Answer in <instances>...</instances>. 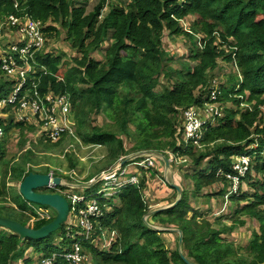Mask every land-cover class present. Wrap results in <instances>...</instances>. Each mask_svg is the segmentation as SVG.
<instances>
[{
  "label": "trees",
  "instance_id": "trees-1",
  "mask_svg": "<svg viewBox=\"0 0 264 264\" xmlns=\"http://www.w3.org/2000/svg\"><path fill=\"white\" fill-rule=\"evenodd\" d=\"M77 1L0 0V18L29 15L40 21L47 46L24 60L21 52L15 54L22 70L31 69L25 76L8 75L4 65L10 62L9 43L4 42L10 36L0 42V101L12 108L22 106L21 100L29 94V98L50 106L48 95H68L75 121L72 137L84 145L104 144L110 164L137 153L161 152L167 158L171 153L187 159L178 165L190 161L192 165H183V170L191 171L193 166V172L183 177L188 183L181 182L183 178L176 180L175 185L182 189L181 200L147 220L152 210L145 194L157 180L156 170L137 166V171H131L143 173L140 184L128 185L103 199L109 206L103 207L104 216L91 218L115 233L114 245L108 251L84 240L81 249L85 257L91 255L96 264H187L178 247L174 252L166 247L165 236L175 234L179 241L180 233L172 230L179 229L184 236V255L197 264H264V0H127L125 6L99 0L91 12ZM187 23L190 28L184 27ZM17 29L13 27L14 32ZM197 34L202 36L201 42ZM63 36L73 53L54 47ZM182 36L193 45L187 55H178L172 48ZM53 39L56 43L52 45ZM222 60L239 69L241 81L224 84L216 79ZM20 84L16 99L10 101ZM214 89L212 102L220 103L222 117L219 112L216 121L206 125L201 147L186 144L185 112L202 106ZM244 102L253 105L242 109ZM35 117L38 122L39 115ZM13 122L0 126L4 132L17 127L21 144H26V136L35 126H28L25 120ZM68 134L62 132V138ZM44 140L49 146L61 143L51 144L47 137ZM34 152L27 151L26 164ZM238 155L251 157L245 176L235 168ZM66 156L75 171L79 165L75 150H68ZM144 158L126 162L124 167ZM174 163H170L171 168ZM31 172L34 170L8 158L4 143H0V217L14 219L12 209L25 217H38L14 195L16 183L20 185ZM235 178L240 181L236 191ZM61 188L52 190L59 192ZM171 189L177 200L173 184L167 185L165 194ZM194 199L195 203L202 201L207 211L219 201L221 207L213 210L217 215L226 212L227 200L235 208L230 225L222 217L215 221L218 229L208 221L199 225L198 217L203 216ZM165 201L172 204L169 198ZM55 218H38L28 227L39 229ZM251 220L257 222L258 231H253L243 249L222 237ZM159 224L165 229H159ZM61 228L60 243L45 245L53 233L46 239L32 240L0 228V264H14L25 256L20 254L23 240L33 241V248L42 251L38 261L56 256L54 264H76L65 255L75 251L73 243L79 233L65 224ZM32 261L36 262L25 257L26 264ZM82 264L90 263L83 259Z\"/></svg>",
  "mask_w": 264,
  "mask_h": 264
},
{
  "label": "rangeland",
  "instance_id": "rangeland-1",
  "mask_svg": "<svg viewBox=\"0 0 264 264\" xmlns=\"http://www.w3.org/2000/svg\"><path fill=\"white\" fill-rule=\"evenodd\" d=\"M113 1L122 6H125L127 3V0H113ZM98 2L99 0H78L77 5L84 6L86 7L88 12H91L93 11V9L95 8ZM191 22L192 20H189L188 23L191 24ZM8 23H9L8 15H4L3 17L0 18V28H1L0 42L1 41L4 42L5 39L9 36H10L11 42L15 40L19 41L20 39H24L23 34L21 32L20 33L15 32V35H14L13 27L10 26ZM188 23L185 24L184 27L190 28L189 27L190 24ZM196 36L201 42L202 36L198 34ZM64 39H65V36H63L62 39H59L57 43H56V40L53 39L51 43L52 45L56 43L54 46L55 48L62 47V49H64L67 53L69 54L73 53V51H71L70 44L67 41H64ZM200 47H202L201 43H200ZM46 48L47 46H45L42 50ZM172 48L175 49L178 55H182V54L187 55L189 54V50L193 48V45L190 39L186 38L185 36H182L177 39L175 45H173ZM195 49H198V48L195 47ZM8 51L10 52L12 50L8 49ZM102 53L103 52L99 53L100 54L99 57H101ZM215 73H216V79H220V81H222L224 84L228 82L236 84L238 81L242 80L241 75L239 73V69L232 62L227 63L223 60L220 61L218 69L217 71H215ZM28 95L29 94H26V99L21 100V102H24V103L32 102L33 101L32 98L31 97L29 98ZM68 98L67 99H68L70 110L72 113V102L69 96ZM3 103H4L3 101H0V120H1L0 124L6 125L7 127V125L10 124V122L12 121H14L13 123H16V121L18 120L26 119L25 122L28 124V126H33V125L35 126V128L32 131L28 132V135L26 136V139H28L26 144H21L20 130L17 129V127H13L10 131H5V132L3 131L2 135L0 136L4 138L0 140L1 141L0 143L1 144L4 143L6 150H7L8 158L15 159L17 163H20L27 170L29 168L33 169L35 173H45L46 174L50 172L51 175L58 174L59 177H62L63 183L67 185V188L66 189L62 188L61 192L65 196H67L70 200L79 197L80 193L88 194V193L97 191V189H101L104 186V181H109V184H107L109 185L107 187L108 189H106L109 192H111L110 190L113 189V187H116L118 189L121 188L120 187L121 185L116 184L115 181L113 180V174L115 173V170H113V168L115 165L117 166V164L114 163L112 165L105 159L107 155V147L104 144L84 145L81 141L72 137L74 136V130H75L74 129L75 121L74 119H72L73 114H71L72 116H69L72 119L71 122L67 124L65 127H63V129L66 128L64 132H67L69 134L66 135L64 138H62L61 136L57 139L51 140L52 142L51 144H56L61 141V143L58 146H49V145H45V143H48V142L44 140V137H47V134H48L46 132V128L50 125L53 128L55 127L62 128L61 124L64 122V119L67 117L66 115L56 111L57 114L54 113V116L49 117L48 114H42V113L37 112L35 106L31 103L25 106H19L18 104H16V106L13 108L9 107L8 105L7 106L3 105ZM219 105H220L219 102H215L212 106L219 108L220 116L222 117L223 112ZM252 105H253L252 103L244 102L241 104L240 108L245 109L246 107H252ZM200 109H204V110L209 109L208 111H212V109L206 104H203L202 106H200L199 110ZM208 111L205 113L204 111L202 112L200 110L201 112L200 118L202 121H207L209 118H213V115H211V117L208 116L209 114ZM35 113H38L41 115V117H37L38 122H36ZM101 117L105 119L104 115H102ZM54 118H56L59 122L57 123V125L54 121ZM43 133H44V137H42ZM4 139H7L8 142H5V141L3 142ZM41 141H43L44 143H42ZM30 149H33L35 152L33 154V157H31V159L27 161L29 163L26 164L25 162L26 154H27V151ZM70 149L75 150V153L79 161V165L75 171L74 169H70L69 161L66 156L67 151ZM146 155H149V154H145L144 156ZM169 155L170 157L168 159L170 163L175 162L173 165V168L171 167L168 168L166 166L164 159L161 157L160 158L158 157L157 161L154 162L153 170L154 169L156 170L154 174H156L157 178L155 179L157 180L154 185L150 186L149 190L145 194V197L148 203L150 204V209L152 211L159 210V209H165L168 205L170 206V204L166 205L167 203H164V202L166 200L165 197L170 199L172 195L168 197L167 195L164 194L167 187L164 186L163 183L168 182L170 184H174V183L177 184L176 180L182 179L185 173L193 172V166L191 167L192 168L191 171L187 169H184V170L181 169L183 165L190 164L191 163L190 161L185 162L181 165H178L184 161V157L178 156L177 154H171V153ZM234 161L237 163H240L239 158H235ZM136 163L137 162H132V164L134 165ZM146 164H149V163L146 162ZM134 165L129 167V170L137 171V168ZM138 174L140 177H142L141 172H138ZM180 181L181 182L184 181V183H188V181H185L184 178L183 180H180ZM43 189H48V188H43ZM246 189H248L249 191H253V188L249 186H247ZM48 191L53 192L54 190L48 189ZM19 193H20V185L19 183H16V186L14 189V195L17 197L20 203L27 204L30 210H35L37 212L38 217H25L21 213H19L17 209L16 210L12 209L10 214H12L11 216L14 219L24 223L25 225L27 224L26 226L28 225L33 226L34 221H36L38 218H50L51 216L52 217L57 216V212L53 208L48 207V206L38 205L32 202L28 203L23 197L21 198ZM89 196L91 197L92 194H90ZM247 199L248 198H246L245 200ZM170 200H172L171 201L172 204L175 202L174 201L175 199H170ZM118 201L119 200L117 199V202ZM193 202L195 203V199L193 200ZM201 202L202 201H198L195 203L196 206L199 208V211H200L199 213H202V216H203V217H198L199 225L201 224L207 225L210 223L211 224L210 226L212 228L218 229L220 228V225H218L217 222L215 221L220 217H222L221 219H224V223H227L228 225H230L231 223L230 218L233 215L232 213L235 210V208H231L230 203L227 200H226V204L224 205V207L227 208L226 212H223L222 214H219V215L215 214V212L213 211V210H217L218 207H221V205H219V201L213 204L212 206L213 208H211L212 210L210 211H207L206 206H204ZM15 204L17 205L16 201H15ZM15 204L9 203V205H12L16 208ZM242 204H245V202H243ZM205 212H208V214H205ZM28 215H31L30 212H28ZM189 215H193V212H190ZM75 217H78V219L75 221L76 225L78 226L79 224L77 223L81 218L77 214L75 215ZM206 221H208L209 223ZM257 225H258L257 222L251 220L247 226H244V227L238 226L236 229H233L229 234L228 233L222 234V237L227 238L228 240L232 241L236 247L243 249L244 247L247 246L248 242L252 239L253 231H258ZM99 228L101 230V234H103L104 236L102 239H99L102 236H100V234L97 233ZM158 228L165 229L164 227H162V225L158 226ZM197 228L198 226L195 227V229ZM62 229L63 228L53 233V235L44 243V245L47 242L51 244H59L60 243L59 241L62 239V236H61ZM203 230L206 231L207 228H204ZM94 237H95V241L98 247H104L108 251L111 250L113 240L111 239L112 231H110L109 227L103 226L98 222V224L95 227H93L92 230H90V239L94 240ZM165 239H166L165 241L167 245L166 247L168 248L169 251L174 252L177 249V247L179 248V241H178L177 235L175 234L171 236L167 235L165 236ZM23 241L24 243L22 244V249H21L20 254L22 256L24 255L25 256L21 260L18 259L17 262H14V264H26L24 262L25 257L33 258V260L34 259L36 260L35 263H33L32 261L31 264H40L43 259L39 261L37 259H38V256L42 254L41 253L42 251L37 252L33 248V243H34L33 241H30V240L29 241L23 240ZM88 260L90 264H96L93 257H89Z\"/></svg>",
  "mask_w": 264,
  "mask_h": 264
},
{
  "label": "built area",
  "instance_id": "built-area-1",
  "mask_svg": "<svg viewBox=\"0 0 264 264\" xmlns=\"http://www.w3.org/2000/svg\"><path fill=\"white\" fill-rule=\"evenodd\" d=\"M18 7V3L15 5ZM9 16V25L12 27H17V33H22L24 39H20L19 41L15 40L11 42V39H8L4 43H9L7 49H11L12 51H8L7 53L9 55V63H6L4 67L8 70V74L10 75H16L20 73L22 76H25L26 71L28 69L22 70L23 66L19 65L17 58L15 57V54L17 53H22L23 57L22 60L27 59L25 58L26 56L32 57L34 53L37 51L39 52L46 46V38L44 35L43 31V25L41 24L40 21L34 20L32 17L29 15H25L23 17L15 16V15H8ZM1 32V28H0ZM14 32V31H13ZM15 35V32H14ZM19 38V37H18ZM8 57V56H7ZM7 57H5L4 61L6 62ZM31 69V66L30 68ZM36 71V70H35ZM34 72V70H33ZM218 84V83H217ZM23 86V84H20L19 87L16 88V92L14 96L10 99V101H14L16 99V95L19 91V89ZM216 91L215 89L211 93L210 99L206 100L204 104L208 105L212 111H208L209 109H200L202 112L204 111L205 113L208 111L209 114L208 116L211 117L213 115V118H209L207 121H202L200 118V110L198 106L197 108H190L185 112V120H184V137H185V143L186 144H193L201 147V141L205 137V132H206V125L207 124H212L216 121V116L219 114V108L218 107H213L212 105L215 103L212 102V99L215 98ZM68 95H57L53 96L52 94L48 95L46 97V100L51 104L50 106H47L46 103L41 100V99H32V102L24 103L22 102V106H25L29 103L33 104L36 108V111L42 114H48L50 116H54V113L57 114V112H60L67 117L64 119V122L61 124L62 128L58 127H51L48 126L46 128L47 134V139L54 140L62 136V132L65 131L66 128L63 129L67 124L71 122V119L69 116H72L71 110H70V105L68 102ZM3 105H6V101H3ZM212 106V107H211ZM57 111V112H56ZM35 115L40 114L35 113ZM26 118V117H25ZM26 120V119H25ZM54 121L57 125L58 120L54 118ZM73 124V122H72ZM55 131V132H53ZM3 130L2 127L0 126V135H2ZM156 156L154 155H146L145 158L141 161H136L137 163L134 164H129L127 167H124L125 164H123V159H121L119 162H117V166L115 165L113 170H115V173L113 174V180L115 181L116 184L121 185V188H116L113 187L109 191L107 187L109 185V181H104V186L92 193L89 194H82L80 193V196L69 200L70 203V214L68 217V221L65 223L67 225L68 229L75 230L76 233H79L75 237H79L78 241L73 243V246L75 248V251L72 253H67L65 256L69 259L72 260L76 264H82V260H88L90 256L85 257V252H83L82 243H85L84 240H86L88 243L90 242H96L95 237L94 240L90 239V230H92L93 227H95L97 224L94 223L92 217H103L104 216V211L103 207L109 208L107 203H103V199H108L111 195H113L116 192H120L124 187L128 185H139L141 179L143 178V173L142 177L139 176L138 172L137 173H131V170H129V167L131 166H140L144 167L146 169H153L154 167V162L157 161ZM236 158H239L240 163L235 162V168L238 170L239 174L241 176H245L246 173L248 172L250 168V162H251V157L249 156H236ZM187 159L184 158V161ZM148 162L149 164H146ZM138 170V169H137ZM136 171V170H135ZM52 177L54 175L52 174ZM239 180L235 178V184H234V191L238 189V184ZM62 186H58L53 184L52 182L49 184V188L55 189L57 187H63L64 189L67 188V185H65L62 181ZM164 186L167 187L170 183H163ZM62 189V188H61ZM58 189L59 192L62 190ZM62 193V192H61ZM232 193V192H231ZM92 194L90 197L89 195ZM80 216V220L78 221L76 225V220L78 217H75V215ZM100 229V228H99ZM98 233V231H97ZM99 239H102L104 236L103 234H100ZM116 235L114 232H112V240L114 245L116 241ZM105 249L104 247H100ZM107 250V249H106ZM56 259V256L52 258H44L40 264H54V261ZM89 261V260H88Z\"/></svg>",
  "mask_w": 264,
  "mask_h": 264
},
{
  "label": "water",
  "instance_id": "water-1",
  "mask_svg": "<svg viewBox=\"0 0 264 264\" xmlns=\"http://www.w3.org/2000/svg\"><path fill=\"white\" fill-rule=\"evenodd\" d=\"M145 154H151L156 157H161L164 159L166 166L170 167V161L167 157L164 156L161 152H144V153H137L126 160L123 161V164L126 162L132 161L134 159H137L141 156H144ZM53 183L58 186H62V177L56 176L52 177L51 173H35L31 172L26 178L21 182L20 184V193L29 201L45 205L53 208L57 212L56 218L49 224L39 228H31L28 227L21 222L7 218V217H0V227L6 228L11 230L12 232L18 234L23 239H32V240H43L48 238L52 233L59 230L62 225H64L68 221V217L70 214V203L68 198L61 192H50L45 193L41 192L40 190L43 188H49V184ZM179 194V198L177 199V204L181 198H182V189L173 184ZM170 206H174L173 204ZM168 208V207H166ZM162 210V209H159ZM155 210L152 211L147 217H145V220L152 215L153 213L159 211ZM174 231H178L180 233V239H179V251L184 259V261L187 264H197L191 260H189L183 253L182 246H183V233L179 229H172Z\"/></svg>",
  "mask_w": 264,
  "mask_h": 264
},
{
  "label": "crops",
  "instance_id": "crops-1",
  "mask_svg": "<svg viewBox=\"0 0 264 264\" xmlns=\"http://www.w3.org/2000/svg\"><path fill=\"white\" fill-rule=\"evenodd\" d=\"M170 167H171V166H170ZM154 184H155V183H154ZM154 184H153V185H154ZM174 184H175V183H174ZM164 194H165V193H164ZM165 195H167L168 197H169L170 195H172V197H171L170 199H175V198L173 197L174 192H173L172 189H171L170 191H168V193L165 194ZM177 195H178V196H177V199H178V198H179V194L177 193ZM165 198H167V197H165ZM171 201H172V200H171ZM165 202H166V201H165ZM165 202H164V203H165ZM173 202H174V201H173ZM176 202H177V200H175V202L173 203V205H176V204H175ZM164 205H165V204H164ZM170 205H171V204H170ZM162 206H163V205H162ZM167 207L169 208V207H172V206H169V205H168Z\"/></svg>",
  "mask_w": 264,
  "mask_h": 264
},
{
  "label": "flooded vegetation",
  "instance_id": "flooded-vegetation-1",
  "mask_svg": "<svg viewBox=\"0 0 264 264\" xmlns=\"http://www.w3.org/2000/svg\"><path fill=\"white\" fill-rule=\"evenodd\" d=\"M40 191H41V192H45V193H50V192L48 191V189H41Z\"/></svg>",
  "mask_w": 264,
  "mask_h": 264
}]
</instances>
